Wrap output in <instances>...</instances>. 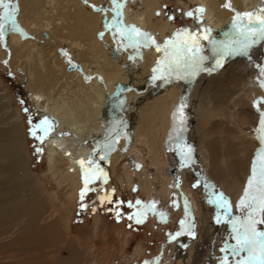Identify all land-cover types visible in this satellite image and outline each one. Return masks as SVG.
Masks as SVG:
<instances>
[{
    "label": "rangeland",
    "instance_id": "374dc122",
    "mask_svg": "<svg viewBox=\"0 0 264 264\" xmlns=\"http://www.w3.org/2000/svg\"><path fill=\"white\" fill-rule=\"evenodd\" d=\"M148 1L119 0L118 15L114 0H88L86 3L78 0L88 4L100 19L103 17L100 23L105 16L108 18L109 24L103 22L99 28L104 27L103 30L107 31V38L105 37L107 44L105 45V39L101 40V43L102 49H107V57L110 60L117 61L124 55L119 42H115H121L119 30H122L123 26H131L129 22L134 20V16L145 17L149 31L145 29L144 33L149 34L155 43L149 41L144 47L149 53H153L154 63L148 73V81L139 84V78L135 77L130 84L121 88L119 94L117 93L120 102L117 105L121 106L110 122L109 132L106 131L104 136L89 145L91 151L86 157H77L75 149L71 147L58 146L59 154L65 159V164H62L63 171L58 174L51 171L49 163L51 142H58L60 137L55 134L56 122L49 119L45 113L47 105L43 102L44 99L37 102L36 97L31 94L25 76L26 67L30 62L27 57L24 64L14 62L16 50L12 47L8 30L5 31L4 39L0 40V264H191L198 245L207 246V249L211 250L209 245L212 242L213 246L217 243V247H221L219 237L221 239L226 237H222L223 232L216 230L217 217L221 218L219 223L226 226L228 222L237 218L236 215L233 216V213L237 214V210L233 209L226 214L218 198L223 194L229 204L238 201H230L228 199L230 193L226 192L220 183H216L218 189L207 194L202 192L201 178L195 172V166L188 165L187 156L183 155L185 150L183 142L175 140L173 136L167 143V163L171 168L168 176L166 175L168 188L165 194H161L159 188L161 185H155L157 169L152 164L154 157L149 145L139 141L133 142L131 136V140L121 146L120 160L114 163L113 154L120 148L119 142L126 133L125 113L129 98L147 93L169 79L171 75L177 74L176 69H169V64H179L182 57L179 56L178 50L185 42L190 48L187 52L193 54L192 39L198 40L199 51L196 55L199 56L207 51L217 50L214 45L228 42L231 39L230 35L237 31L233 28L234 20L230 22L228 32L224 30L220 34L211 29L204 18V11H198L204 9L206 5L203 0H158V3L156 0ZM58 2L59 9L63 10L64 0ZM108 2L111 4L110 10ZM153 2L154 5L150 8L149 4ZM8 3L10 8L15 10L17 23L27 27L21 17L22 0H8ZM94 5L100 7V10H96ZM262 8L264 9V5ZM2 11L3 9H0V12ZM33 11L36 14V10H31L30 13ZM190 12L192 15H188ZM242 13H245L244 10ZM129 16L133 18L130 19ZM166 25H169L168 28ZM163 28H166L165 35L161 32ZM100 32L99 30L97 34L95 33L96 39L104 38V33L101 32L103 36L100 37ZM33 34L34 40L38 41L42 37L51 40L49 44H45L46 46L44 45L46 39L40 42L46 51L51 53L55 47L52 43L55 36L50 34V31L43 33L42 37L39 31ZM204 36L208 38L204 39ZM62 48L67 50L64 45ZM58 54L64 57L57 60L60 66L64 63L70 65L69 61L65 62V58L68 59L66 54L62 52ZM228 55L225 53L222 57ZM71 57L73 59H69L75 60L73 56ZM93 61L95 62L87 65L92 73L97 70L96 67L98 68L101 60ZM157 69L160 71L157 72ZM56 89L58 92L62 88ZM46 90L47 88L44 89L45 92ZM45 118L49 121V124L45 125L49 129L46 134L38 127ZM18 129L20 135L18 138L22 143L21 159L24 163L18 161L15 156V139L18 141V138L14 137L13 132ZM37 136H44V139L41 141ZM253 140L255 150L251 160L252 169L244 181L245 192L248 190L249 180L253 177V165L258 170L257 156L264 149V140L259 136ZM75 165L77 168L73 169L74 174L80 178L76 190L72 186L76 174L74 179L62 183L63 175L68 171L72 172ZM182 167H186L187 171L183 172ZM23 171L34 178L33 183H37L39 195L41 194L44 202L46 201V211L38 215L39 217L34 216V207L27 209L22 203H18L21 198L29 200L30 195V188L22 185ZM86 171L89 180L87 189ZM202 171L204 175L210 177L209 165L204 166ZM147 177L152 180V189L151 187L148 189L145 184ZM37 179L40 180L39 185ZM213 182L205 180V185L210 189L214 187ZM73 191L74 200L71 199ZM244 212L247 214V210ZM137 218L142 222L137 223ZM189 228L198 238H195L197 241L194 244L188 246L190 254L185 258L180 256L178 244L186 233L189 236ZM202 228L208 234L217 233L212 235L210 241L208 240V245ZM257 228L264 231V224H258ZM228 232L230 240L234 241V232L229 227ZM220 249L224 251L223 246ZM220 249L218 252L224 255ZM227 250L231 251L230 248ZM240 255L242 260L246 258L247 253ZM233 257L237 258L236 255ZM220 261L224 263L220 258H216L214 264H219Z\"/></svg>",
    "mask_w": 264,
    "mask_h": 264
},
{
    "label": "bare ground",
    "instance_id": "6f19581e",
    "mask_svg": "<svg viewBox=\"0 0 264 264\" xmlns=\"http://www.w3.org/2000/svg\"><path fill=\"white\" fill-rule=\"evenodd\" d=\"M82 1L86 3L88 0ZM156 2L159 1L156 0ZM203 2L206 4L204 18L209 26L220 34L222 29L230 26L231 21L236 20L237 13H241L242 10L245 13H259L264 5V0H203ZM85 3L78 0L76 2L64 0L65 7L61 10L58 7V0H22L21 17L27 27L17 23L19 30H8L12 47L16 50L14 62L24 64L25 57L28 58L30 64L26 67L25 73L27 86L37 102L44 99L43 102L47 105L45 113L57 125L55 134L60 137L58 142H51L49 159L50 169L55 174L61 173L64 167L62 164H65L63 155L61 156L58 152V146L71 147L75 149L77 157H86L91 151L89 145L104 136L106 131L109 132L110 122L121 106L117 105L119 102L117 93L130 84L135 77L139 78V84L148 81V73L154 63L153 53H149L144 45L129 47L128 41L120 34V28L119 34L115 32L120 35L121 42L114 41L119 42L120 50H123L124 55L117 56L118 62L110 60L107 57V49H102L101 43V40L104 41L105 37L107 38L104 27L99 28L103 23V21L100 23L103 17L100 19L99 15L93 13L90 6ZM150 4L149 7L152 8L154 2ZM229 4L231 7H228ZM107 6L110 10L109 2ZM31 10H36V14L34 11L30 13ZM132 18L133 16L130 17ZM131 21L129 22L131 26L142 32L148 29L145 17L136 15ZM168 26L166 25V28ZM166 28L161 31L163 35L166 34ZM99 30L104 33L103 39H96L95 33L97 34ZM37 31L42 33L41 37L46 31H50V34L55 36L52 40L55 47L51 53L44 48V45L49 44L51 40L44 38L47 40L44 45L40 43L41 40L44 41L43 37L38 41L34 40L33 33L36 34ZM229 38L233 36L230 35ZM105 42L106 45V39ZM63 45L66 46V51L62 48ZM62 51H65L66 53L63 54L68 57V59L65 58V62L73 56L75 58L73 61L75 64H80L82 70L76 67L69 69L67 67L69 65L65 63L60 66L57 60L64 58L58 54ZM185 55L191 57L193 54L186 52ZM196 56L204 57V59L200 63L201 70L196 71L194 75H190L191 68L181 65L182 67L176 68L177 74L171 75L169 79L153 87L149 92L129 98L125 113L126 133L119 142L120 148L113 154L114 163L120 160L121 146L131 140V136H133V142L139 141L149 145L154 157L152 164L157 169L155 185H161L159 187L161 194H165L168 188L166 175L168 176L171 168L167 163L166 147L174 136L175 140L184 143L183 155L187 156L188 165L195 166L194 170L201 178L202 192L207 194L209 191L218 189L216 183H220L224 190L230 193L228 199L233 202L238 201L230 204V211L237 210V214L233 213V216L236 215L243 220L246 214L240 208V201L245 195L244 181L252 169L251 160L255 150L253 138L260 136L258 129L261 119L264 118L262 116L264 114V40L252 45L247 55L231 54L223 58L217 50H213ZM96 59L101 62L98 63L97 70L92 73L87 65L95 62L93 60ZM218 60L221 61L220 67L216 66ZM209 68L213 70L207 71ZM57 87L62 89L57 92ZM45 88H47L46 92ZM32 101L34 102L33 98ZM258 102H260L259 105ZM181 105H183L182 111ZM13 135L18 138L19 129L13 132ZM16 140L15 156L18 161L24 163L21 159L22 143L20 138ZM135 163L138 162L135 161ZM208 165L210 177L204 175L202 171L204 166ZM76 168L77 165L73 166L72 170ZM182 171H187L186 167H182ZM23 172L22 185L30 188H28L30 195L29 200L21 198L18 203H22L27 209L34 207V216L37 217L46 211V201L44 202L45 199L41 194L39 195L37 183H33L34 178ZM74 172V170L66 172L62 183L74 179L76 174ZM38 179L36 182L39 185ZM79 179L77 175L72 185L75 190ZM205 180L209 182L215 180L214 187L209 189L205 185ZM145 184L148 189L153 186L152 180L148 177L145 179ZM74 196L73 191L72 200ZM228 225L223 227L221 223H217L216 230H220L229 238ZM229 228L233 231L232 226ZM208 229L213 230L211 227ZM202 231L206 234L207 241L211 240L212 235L217 234L216 232L208 234L204 229ZM187 234L178 244L180 256L185 258L190 254L188 246L193 244ZM221 242L222 244H219L221 247L227 246L225 240ZM206 244L208 245V242ZM217 246L216 243L211 252H208L207 246L201 247L200 250L196 247L195 256L190 258L193 261L191 264H203V262L214 264L216 258L223 260V264H225V258L227 264H238L241 261V255H236L237 258H234L232 252L228 250L226 255H230L224 258L221 252H218L221 247Z\"/></svg>",
    "mask_w": 264,
    "mask_h": 264
},
{
    "label": "snow or ice",
    "instance_id": "6c2138e0",
    "mask_svg": "<svg viewBox=\"0 0 264 264\" xmlns=\"http://www.w3.org/2000/svg\"><path fill=\"white\" fill-rule=\"evenodd\" d=\"M116 5V11L119 15L120 3L119 0H114ZM228 7H231L229 4ZM0 40L4 39V33L6 30H19L17 27V21L15 19V10L10 8L8 0H0ZM203 12L204 9H198ZM192 15V13H188ZM233 28L237 31L232 34L228 42H220L218 45H214L217 49V53L223 56L225 53L231 54H243L247 55L252 45L258 41L264 40V9H261L259 13H237L236 20L233 23ZM191 36V34H189ZM121 36L124 37L130 46L140 47L141 45H147L149 41L155 43V41L149 36V34L140 31L134 26H123L121 30ZM207 39V36L203 37ZM189 45L187 42L178 50L179 55L182 57L181 64H169V69L175 70L177 67L183 65L184 67L191 68L190 75H194L196 71L200 69V63L204 57H197L196 52L199 51V43L195 38L192 39L191 50L193 55L187 57L185 54L189 51ZM163 63V62H161ZM217 67L221 66V61H217ZM213 69L209 68L207 71L211 72ZM157 72L160 70L157 69ZM156 77H153L155 79ZM183 78V77H181ZM183 105H181L182 111ZM264 116V114H262ZM49 121L47 118L41 122L38 126L40 131L47 133L49 131ZM35 129L33 135H35ZM261 140H264V118L260 121V127L258 129ZM37 139L43 140L44 136H37ZM38 151H40L38 149ZM191 150L189 149V153ZM190 159V155L188 157ZM258 170L254 165L253 177L248 182V190H246L244 198L240 201V208L242 211L247 210L246 217L241 220L237 217L233 224V232L235 233L234 239L236 240L235 246H232L231 252L233 255L239 256L241 253L246 252V258L238 262V264H264V231H260L257 228L258 224H264V149L260 151L257 156ZM83 164V161H81ZM106 178V177H105ZM87 171L85 174V185L87 189L88 184ZM83 195V194H82ZM218 202L221 207L224 208L227 214L230 211V204L223 194H220ZM139 203V202H138ZM163 215V214H161ZM132 217H130L131 219ZM221 218L217 217V223ZM137 223L142 222L140 218H137ZM189 234L194 235L189 228ZM227 251V248L225 249ZM225 264L227 260L225 258Z\"/></svg>",
    "mask_w": 264,
    "mask_h": 264
},
{
    "label": "flooded vegetation",
    "instance_id": "af4514ba",
    "mask_svg": "<svg viewBox=\"0 0 264 264\" xmlns=\"http://www.w3.org/2000/svg\"><path fill=\"white\" fill-rule=\"evenodd\" d=\"M211 29L214 30V28H212V27H211ZM229 29H230V27H228V29H226V28H225V29H222V32H223L224 30L227 31V30H229ZM198 206H200V205H198ZM235 219H236V218H235ZM235 219H233L232 221H234ZM231 226L233 227V224H232V222H229V226H228V227H231ZM223 227H227V226H223ZM202 232H203V231H202ZM187 235H188V234H187ZM218 235H219V234H218ZM234 236H235V233H234ZM222 237H226V238L221 239V237H219V239H220L221 241L225 240V242H227V243H226L227 246L224 247V251H223V252H224V253H223V254H224L223 256H224V258H225V257L227 256L226 254H227V252H228V251H225V249H226V248H230V249H231L232 246H235V244H236L235 241H236V240H235V239H234V241L230 240V239H231V238H230L231 236L228 238L227 236H225V234H222ZM195 238L197 239L198 236H197V235L194 236V235H190V234H189V239H190V241L192 240L191 242H193V244L195 243V241H197ZM205 242H208L207 239H206ZM212 244H213V243L211 242L210 245H209L210 248H211V250H209L210 252L212 251V249L214 250V247H215V246H213ZM201 247H202V245L200 244V245L197 246V249L200 250ZM222 263H223V262L220 261L219 264H222Z\"/></svg>",
    "mask_w": 264,
    "mask_h": 264
},
{
    "label": "water",
    "instance_id": "95a60500",
    "mask_svg": "<svg viewBox=\"0 0 264 264\" xmlns=\"http://www.w3.org/2000/svg\"><path fill=\"white\" fill-rule=\"evenodd\" d=\"M93 7L96 10H100V7H98L97 5H94ZM103 22L106 25L109 24V20H108V18L106 16L104 17ZM99 35H100V37L103 36L101 32L99 33ZM62 53H65V51H62ZM69 62H70L69 69H72V68L76 67L79 70H82V66L80 64H75V62L73 60H71V59H69Z\"/></svg>",
    "mask_w": 264,
    "mask_h": 264
},
{
    "label": "crops",
    "instance_id": "0c3cea01",
    "mask_svg": "<svg viewBox=\"0 0 264 264\" xmlns=\"http://www.w3.org/2000/svg\"><path fill=\"white\" fill-rule=\"evenodd\" d=\"M120 102H118L117 104H119Z\"/></svg>",
    "mask_w": 264,
    "mask_h": 264
}]
</instances>
